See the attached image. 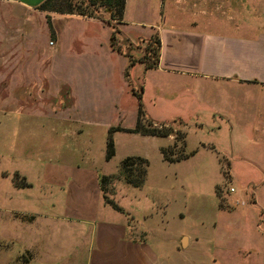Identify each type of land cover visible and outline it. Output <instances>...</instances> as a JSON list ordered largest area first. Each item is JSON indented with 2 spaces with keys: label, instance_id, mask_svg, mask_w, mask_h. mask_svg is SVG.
<instances>
[{
  "label": "rangeland",
  "instance_id": "374dc122",
  "mask_svg": "<svg viewBox=\"0 0 264 264\" xmlns=\"http://www.w3.org/2000/svg\"><path fill=\"white\" fill-rule=\"evenodd\" d=\"M174 1L148 0L153 14L187 24L185 0ZM174 8L180 13H168ZM119 28L116 46L142 56L139 27ZM111 32L94 18L0 1V199L17 194L15 172L32 178L46 161L81 152L84 163L98 160L108 128H132L140 102L146 116L184 132L183 151L191 154L163 160L159 148L172 134L111 133L115 153L103 170L115 178L105 194L130 227L143 228L178 264H264V85L208 81L196 95L190 80L146 75L140 63L124 77L127 58L111 49ZM127 155L147 161L138 187L118 171ZM15 213L0 205V264H25L30 256Z\"/></svg>",
  "mask_w": 264,
  "mask_h": 264
},
{
  "label": "crops",
  "instance_id": "0c3cea01",
  "mask_svg": "<svg viewBox=\"0 0 264 264\" xmlns=\"http://www.w3.org/2000/svg\"><path fill=\"white\" fill-rule=\"evenodd\" d=\"M0 1L32 8L43 0ZM184 2L191 15L187 24L180 25L162 10L153 14L154 5L148 0H125L122 21L116 24L118 32L119 27H139L137 39L146 40L154 33L159 38L156 67L144 69L142 62H135L142 65L144 73L188 79L196 95L202 94L200 84L208 81L264 85V0ZM168 13L179 14L180 9ZM123 55L127 58L125 69L131 67L129 58L134 57L130 52ZM213 114L222 116V111L215 107ZM146 117L154 120L152 115ZM112 157L105 160L102 153L98 160L84 163L82 152L68 154L46 161L32 178L17 172L28 185L12 183L17 194H6L0 205L16 212L13 218L23 229L21 244L30 255L25 264L36 258L42 264H178L168 257L167 247L157 249L146 239L143 228L130 227L123 209L104 202L99 177L113 174L103 170ZM10 198L15 199L11 204ZM188 243V235H183L181 246Z\"/></svg>",
  "mask_w": 264,
  "mask_h": 264
},
{
  "label": "trees",
  "instance_id": "16d2710c",
  "mask_svg": "<svg viewBox=\"0 0 264 264\" xmlns=\"http://www.w3.org/2000/svg\"><path fill=\"white\" fill-rule=\"evenodd\" d=\"M125 0H43L36 7L41 10H54L58 13L76 14L86 18L98 19L107 23L112 27L110 34V45L113 50L120 52L115 44V34L118 32L117 23L122 21L123 9ZM144 54L137 59L129 58V66H132L136 61L143 63L144 69L155 68L158 61L159 53V38L154 33L145 40ZM128 55V54H127ZM128 74L127 68L124 71V77ZM137 97L140 98V93ZM181 122V121H180ZM114 130H125L143 135L153 136H168L173 135V142L170 145L159 148L163 160L175 161L180 158H185L191 153H184V132L179 129H173L163 122H156L146 117L141 103H138L136 111V119L134 126L129 129H124L119 126H110L105 138L104 159H110L114 154V144L111 138V133ZM147 161L145 158L137 155H127L121 159L118 171L123 176L125 182L129 185L138 187L143 183L146 173ZM17 172L13 175L12 183L14 186L23 187L28 183L23 176L18 177ZM113 174L101 175L99 177V185L103 193L104 202L108 203L112 208L121 211L122 209L105 194L106 184L114 180ZM215 194L219 200V208L224 207L223 196L220 193L218 185L214 188Z\"/></svg>",
  "mask_w": 264,
  "mask_h": 264
},
{
  "label": "built area",
  "instance_id": "2783aa9c",
  "mask_svg": "<svg viewBox=\"0 0 264 264\" xmlns=\"http://www.w3.org/2000/svg\"><path fill=\"white\" fill-rule=\"evenodd\" d=\"M230 190H232V188Z\"/></svg>",
  "mask_w": 264,
  "mask_h": 264
}]
</instances>
